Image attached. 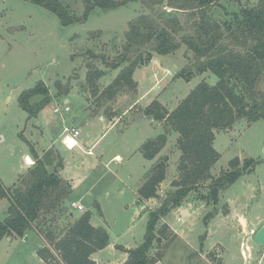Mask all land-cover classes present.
Segmentation results:
<instances>
[{
	"label": "rangeland",
	"instance_id": "obj_1",
	"mask_svg": "<svg viewBox=\"0 0 264 264\" xmlns=\"http://www.w3.org/2000/svg\"><path fill=\"white\" fill-rule=\"evenodd\" d=\"M258 1L223 0L212 13L217 19H232L231 14ZM63 3L77 16L84 12L82 0ZM150 12L152 9L132 1L115 8L96 7L85 20L65 25L56 13L32 1L0 0V181L6 187L17 182L25 148L32 152L31 145H35L42 152L47 147L48 137L34 131L35 124L43 123L48 131L58 135L61 149L68 148L62 142L64 125H78L79 138L90 142L103 135L94 146V155L78 147L68 148L76 155L68 176L82 179L74 198L85 194V209L78 211L67 206V211L78 215L91 210L93 224L108 230L109 247L98 258L110 264L121 263L118 257L123 245L139 246L144 242L149 212L176 189L173 181L180 175L181 150L175 130H169L166 145L154 159L149 161L141 155L145 141L166 132L165 123L147 115L145 109L157 99L172 110L199 82L217 81L210 71L196 74L191 81L178 76L183 69H193L192 52L182 45L173 53L155 54L156 58L140 67L136 72V90L123 88L110 100L94 95L86 79L90 65L106 72L97 81L99 89L110 84L121 67L113 69L109 62H114L122 51L129 21ZM57 81H70L69 91L59 93ZM39 82L48 87L50 100L37 116L29 118L19 96ZM85 87L88 94L83 91ZM260 87L264 88V81ZM41 98L36 96L33 100ZM60 103H68L71 111L55 114L53 108ZM114 119L116 123L110 127L109 122L113 124ZM214 146L221 156L211 168L209 179L190 192L181 206L158 221V227L167 223L169 230L161 243L156 241L150 250L151 255L161 253L157 264H264V244L255 239L256 231L264 225V118L251 123L241 119L232 129L219 131ZM136 147L138 157L130 156L129 170L114 161L105 166L115 152L126 156ZM101 153L102 162L97 160ZM163 157L168 158V166L166 178L158 187V197L141 200L138 194L137 204V182L141 187L146 174ZM235 157L241 163L245 158H254V169L221 189L218 201L214 202L209 196V184L231 168L230 160ZM77 161L81 166H77ZM230 199L236 200L241 209H233L228 203ZM8 207L9 200L1 199L0 221L7 216ZM209 213L214 216L208 218ZM241 217L246 219L245 227ZM68 225L63 222L59 226ZM42 245L34 232L25 237L5 236L0 241V264H46L37 253ZM112 247H116L115 255H111Z\"/></svg>",
	"mask_w": 264,
	"mask_h": 264
},
{
	"label": "trees",
	"instance_id": "obj_2",
	"mask_svg": "<svg viewBox=\"0 0 264 264\" xmlns=\"http://www.w3.org/2000/svg\"><path fill=\"white\" fill-rule=\"evenodd\" d=\"M28 1L53 11L65 25L85 20L96 7L115 8L138 1L152 9L129 21L122 51L114 62H109L113 69L121 67L110 84L99 89L97 81L106 72L90 65L86 79L100 99H113L126 87L136 90V69L149 64L155 54H170L182 45L192 52L193 69H183L179 77L191 81L196 74L207 71L217 77L215 84L199 82L172 110L157 99L145 109L147 115L165 123L166 132L143 143V156L154 159L166 145L169 130H175L179 133L181 150L180 175L173 181L176 189L149 212L144 242L134 248L122 247L128 253L123 264H157L162 255H151L150 250L156 241L161 243L169 230L167 223L158 227V221L181 206L190 192L209 179L211 168L221 156L214 146L217 133L232 129L241 119L251 123L264 118V88L260 87L264 81V0L242 7L228 20L217 19L212 13L223 0H82L84 12L80 16L63 0ZM57 87L59 93L68 92L71 84L57 81ZM36 96L42 98L34 101ZM49 100L44 82L19 96L29 118L37 116ZM31 151L34 165L19 177L18 183L6 187L0 181V200H9L7 216L0 221V241L5 236L23 237L36 231L43 240L37 253L48 264H104L96 262L92 255L108 246V230L92 223L91 210L78 215L73 210L67 211L73 185L59 174L60 157L55 151L48 150L41 157L32 145ZM54 162L57 166L50 170ZM167 162L168 158L163 157L146 174L138 190L141 200L158 197V187L166 178ZM255 163L254 158H245L243 163L239 157L231 159V168L209 184L213 201H218L221 189L235 183L245 172L253 171ZM97 206L102 213L100 205ZM213 216L209 213L207 217ZM63 222L69 225L62 228L59 225Z\"/></svg>",
	"mask_w": 264,
	"mask_h": 264
},
{
	"label": "crops",
	"instance_id": "obj_3",
	"mask_svg": "<svg viewBox=\"0 0 264 264\" xmlns=\"http://www.w3.org/2000/svg\"><path fill=\"white\" fill-rule=\"evenodd\" d=\"M155 58H156V56H155ZM139 69V68H138ZM138 69H136V71H135V73H134V78H136V72H137V70ZM136 81H137V83H138V80L137 79H135ZM138 101V99L135 101V102H137ZM128 111V109L126 110V112ZM125 112V113H126ZM100 118H102V119H104V117L103 116H100ZM116 119V118H115ZM114 119V120H115ZM110 123V127H112L115 123H116V120H115V122L112 124V122L110 121L109 122ZM75 125V124H74ZM34 127V131H36V132H38V131H40L41 133H42V135L43 136H47L48 137V142H47V147L46 148H44L43 149V151L41 152V151H39L38 149H36V147H34L35 145H32V147L35 149V151H36V153L41 157V156H43V154L46 152V151H48V150H54L55 151V153L60 157L59 158V160H60V163H58L59 165H60V167H58V171H59V174L64 178V179H66V180H69L71 183H72V185H73V193L70 195V197H69V199H68V201H71V200H76V201H79V202H81V203H83L82 202V198H84V196H85V194H79L80 195V197H79V199H75L74 198V194H75V192L78 190V188L81 186V184H82V179H80V177H77V178H69V176H68V172H70V171H72V164H73V162H74V159H75V157H76V155H74V153H71V152H69V151H71L72 149H61L60 148V145H59V143H58V141H60V137L58 136V135H56L55 133H52L51 131H48L47 129H46V127H45V125L42 123V124H40L39 123V125L38 124H35V125H33ZM78 126V125H77ZM79 127V126H78ZM80 129V128H79ZM81 132V131H80ZM53 135H55V137L53 136ZM80 135H81V133H80ZM79 135V136H80ZM79 136H78V145L77 146H75V147H78L81 151H83V152H87V154L88 155H94L95 154V152H94V146L95 145H97L98 144V142H99V140L101 139V137L103 136H100L97 140H95L94 142H90V140H87V139H83V138H79ZM25 138H26V140H27V144H30V140L25 136ZM140 144L141 143H139L138 144V146L137 147H140ZM85 147H87V149H85ZM137 147L136 148H134V149H132V151H129L130 153L128 154V155H126V156H124L123 154H121L120 152H115L111 157H110V159L105 163V166H108L109 165V163L111 162V161H114V162H117L120 166H122L126 171L127 170H129V167H128V165L130 166V164L132 165V162H131V159H130V156L131 157H133L134 155L136 156V157H138V150H137ZM92 151L91 153H89L88 151ZM141 152V151H140ZM141 155L143 156V154H142V152H141ZM23 157H24V162H23V164L20 166V168H19V170H18V175H19V177L21 176V175H23V174H25L28 170H29V168L30 167H32L33 165H34V163H32V164H29L26 160H28V157H30L31 159H32V161L33 162H35V157H34V155L32 154V152H30L28 149H24V153H23ZM144 157V156H143ZM103 158H104V154L103 153H101L98 157H97V160H99L100 162H102L103 161ZM149 160V159H148ZM149 161H151V160H149ZM78 163H76L77 164V166L79 167V166H81V162H79V161H77ZM56 165H57V162H54V164L53 165H51L50 166V170H53L55 167H56ZM74 165V164H73ZM143 168H144V170H145V165L143 166ZM144 175V174H143ZM19 177H18V179H17V182H13V184L12 185H14V184H16V183H18V181H19ZM139 187L140 186H138V182H137V186H136V188H134L135 190H134V194H135V197L137 198V204H138V189H139ZM77 193H79V192H77ZM4 199V198H3ZM237 201L236 200H228V203L230 204V206L233 208V209H235L236 211H238L239 209H241L240 207V205L239 204H237L236 203ZM69 203V202H68ZM97 203H98V205H100V207H101V203L97 200ZM84 204V203H83ZM188 204H191L190 202L188 203ZM101 210H102V208H101ZM102 213H103V211H102ZM93 216H94V213H93V215H92V219H93ZM93 223V222H92ZM247 223V222H246ZM96 226V225H95ZM29 232H34V233H36L37 234V232L36 231H29ZM28 232V233H29ZM27 233V234H28ZM26 234V235H27ZM25 235V236H26ZM38 235V234H37ZM24 236V237H25ZM39 236V235H38ZM11 237H9V239H10ZM39 238L42 240V238L39 236ZM43 241V240H42ZM109 246H107V247H105V248H103V249H100V250H98V251H96L93 255H92V257H93V259L96 261V262H101V263H104V264H110L109 262H108V260L107 261H104V260H102V261H99L100 259L98 258V257H102V252L105 250V249H107ZM123 247H125V248H127V249H129V248H134V247H136V246H128V245H123ZM116 247H112L111 248V255H115V249ZM40 257V256H39ZM127 257H128V253L126 252V251H124L123 249H122V254L118 257V258H120V259H122V261H121V263H119V264H123V262H125V260L127 259ZM41 258V257H40ZM109 259H111V258H109ZM41 261H43L44 263H46L42 258H41ZM108 262V263H107ZM46 264H48V263H46Z\"/></svg>",
	"mask_w": 264,
	"mask_h": 264
},
{
	"label": "built area",
	"instance_id": "obj_4",
	"mask_svg": "<svg viewBox=\"0 0 264 264\" xmlns=\"http://www.w3.org/2000/svg\"><path fill=\"white\" fill-rule=\"evenodd\" d=\"M171 73V72H169ZM71 111V106L68 103H60L57 104L54 108H53V112L55 114H64V113H69ZM80 134V129L77 126L74 125H64V128L62 130V142L68 147V148H73L75 146L78 145V136ZM73 139V140H72ZM74 141V142H72ZM89 153H91L92 151H88ZM28 162V160H26ZM69 207L71 209H76L78 211H82L85 209V206L83 203L76 201V200H71L68 203ZM182 218L179 217V220H181Z\"/></svg>",
	"mask_w": 264,
	"mask_h": 264
},
{
	"label": "water",
	"instance_id": "obj_5",
	"mask_svg": "<svg viewBox=\"0 0 264 264\" xmlns=\"http://www.w3.org/2000/svg\"><path fill=\"white\" fill-rule=\"evenodd\" d=\"M83 91L88 94V87H85L83 89ZM240 222L242 224L243 227H245L247 224H246V219L241 217L240 218ZM255 239L257 241H259L260 243H263L264 244V225H262L255 233ZM219 261H221V257L218 258Z\"/></svg>",
	"mask_w": 264,
	"mask_h": 264
},
{
	"label": "bare ground",
	"instance_id": "obj_6",
	"mask_svg": "<svg viewBox=\"0 0 264 264\" xmlns=\"http://www.w3.org/2000/svg\"><path fill=\"white\" fill-rule=\"evenodd\" d=\"M72 140H73V139H72ZM72 142H74V141H72ZM28 163H29V164L34 163L30 157H28ZM246 224H247V223H246Z\"/></svg>",
	"mask_w": 264,
	"mask_h": 264
}]
</instances>
